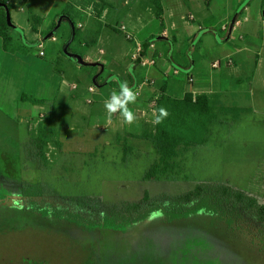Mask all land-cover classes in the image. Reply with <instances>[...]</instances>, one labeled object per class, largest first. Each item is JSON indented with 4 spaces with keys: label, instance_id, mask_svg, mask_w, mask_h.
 Masks as SVG:
<instances>
[{
    "label": "rangeland",
    "instance_id": "374dc122",
    "mask_svg": "<svg viewBox=\"0 0 264 264\" xmlns=\"http://www.w3.org/2000/svg\"><path fill=\"white\" fill-rule=\"evenodd\" d=\"M5 1L0 0V6ZM48 2L55 7L63 4ZM8 12V23L21 22L29 34L28 11L8 6ZM106 30L124 53L128 41ZM17 31L14 26L7 29ZM96 45L107 49L104 41ZM257 48L264 58V36ZM63 74L66 82L72 81L71 69ZM263 80L264 63L262 78L253 88L245 82L235 84L218 103L246 110L237 116L221 114L222 121L210 124L203 144H178L164 162L148 140L128 133L133 131L119 136L99 131L108 126L103 120L94 127L95 122H84L95 138L94 144H87L76 117L84 104L79 94L66 102L67 113L47 126L48 132L56 128L53 135L63 145L57 151L50 142L45 163L27 144V138L37 133L36 111L33 117L20 119L16 112L0 110V264H264V231L259 230L261 225L255 227L259 222L255 218L245 221L252 218L249 212L242 211L240 220L213 205L181 213L170 210L168 198L161 195L173 198L199 182H209L228 185L264 204ZM144 192L162 207L148 211L145 203L136 211L127 210L126 205L141 200ZM30 197L40 200L41 206H45L41 201L47 202L46 208H32ZM85 214L98 218L100 226H91L95 220Z\"/></svg>",
    "mask_w": 264,
    "mask_h": 264
},
{
    "label": "crops",
    "instance_id": "0c3cea01",
    "mask_svg": "<svg viewBox=\"0 0 264 264\" xmlns=\"http://www.w3.org/2000/svg\"><path fill=\"white\" fill-rule=\"evenodd\" d=\"M61 1L63 4L58 7L48 0H6L0 6L7 15L8 6L20 12L27 10L29 27L26 34L21 22L8 23L18 28L9 34L19 43L20 50L6 49L0 36V110L5 113L16 112L20 119H27L36 111L38 121L56 122L67 113L65 105L69 98L79 94L84 103L76 113L82 122L80 136L87 144H94V132H90L86 121L95 122L91 127L99 120L105 121L108 126L98 130L110 131L115 136L127 131L139 136L148 128V122L152 129V101L162 93L182 97L187 91L207 92L222 101L235 84L245 82L253 88L262 78L264 58L257 44L264 36V0H158V10L150 0H104L99 15L91 7L80 9L73 17L76 16L74 25L70 17L74 11L66 10V0ZM239 14L245 18L232 28V21ZM223 23L228 24L227 29H221ZM120 24L143 41L146 53L151 52L146 41L155 40L154 66H142L131 58L134 41L117 28ZM106 28L128 41L130 46L124 53ZM39 40L44 43L43 55H39ZM101 41L106 50L96 45ZM214 61L218 62L216 66ZM173 66L179 67L180 72L173 74ZM66 69L73 71L71 82L65 81ZM114 76L138 91L136 102L128 105L136 117L132 124L125 123L120 112L109 117L105 108L111 93H119ZM188 76H192L191 82ZM90 85L95 89L93 101L88 104L85 99ZM22 96L40 101L21 99ZM28 131L29 136V128ZM58 140L60 147L54 146L57 151L63 145Z\"/></svg>",
    "mask_w": 264,
    "mask_h": 264
},
{
    "label": "trees",
    "instance_id": "16d2710c",
    "mask_svg": "<svg viewBox=\"0 0 264 264\" xmlns=\"http://www.w3.org/2000/svg\"><path fill=\"white\" fill-rule=\"evenodd\" d=\"M154 6L160 9L158 0H150ZM105 4L104 0H66V10L72 9L74 12L70 14L71 24H75L74 15L80 13V9L91 7L95 15H99ZM9 28L8 15L2 8H0V36L3 40V46L11 51L20 50L19 43L7 32ZM12 46H8L12 44ZM21 99H27L32 102H39L37 98L31 96H22ZM220 100L216 98L215 94L207 92H191L187 91L182 97H173L162 93L154 102L155 115L158 114V109L164 107L167 109L168 116L159 124L154 123L152 129H145L138 137L148 140L157 150L161 162L166 161L174 154L175 147L178 144L200 145L207 140V135L210 129V124L221 119V114L232 113L237 116L240 111L247 108L239 106H224L216 105ZM219 108V112H214V107ZM41 121V120H40ZM50 124L48 120L39 122L37 126V133L35 137L29 138V145H31V154H35L42 162L47 160V152L45 147L52 142L54 146L60 147V141L55 138L54 130L52 129V138L48 132L47 126ZM51 139V140H50ZM150 170L153 168L150 167ZM39 193H36L38 197ZM168 198V207L172 211H180L184 213L189 208H199L201 206L213 205V209L224 213L226 215H235L239 220L242 218L241 212H249L252 218H246L245 221L256 219L259 222H254L255 227L261 225L259 230L264 231V204L259 203L255 196H247L245 193L232 190L228 185L219 183L199 182L193 189L169 198L166 194H161ZM40 200L35 197H30V206L34 209L44 210L47 202L41 201L45 206L37 204ZM57 203L63 202L58 199ZM147 204L148 211H154L162 207L156 200H152L147 192H144L143 197L138 202L127 204V210L136 211L141 209L143 204ZM57 208V204H54ZM53 206V207H54ZM85 209H90L85 206ZM179 212V213H180ZM146 213H144L145 215ZM174 214V213H173ZM180 215V214H179ZM68 219L73 218V215H64ZM88 219H94V224L91 226H100L98 218H91L88 214L83 216ZM80 220H83L79 216ZM71 220V219H70ZM93 223V220H90ZM250 222V221H249ZM80 223H82L80 221Z\"/></svg>",
    "mask_w": 264,
    "mask_h": 264
},
{
    "label": "built area",
    "instance_id": "2783aa9c",
    "mask_svg": "<svg viewBox=\"0 0 264 264\" xmlns=\"http://www.w3.org/2000/svg\"><path fill=\"white\" fill-rule=\"evenodd\" d=\"M22 9V8H21ZM193 15L189 14V19H192ZM245 18L244 15H237L234 20L232 21V28H236L241 20ZM80 25V24H79ZM117 28L122 31L126 38L128 39H132L134 41V48L133 51L131 52V58L135 61H137L138 63H140L142 66L145 67H150V66H154L155 62H156V55L154 52V48H155V40L154 39H148L146 42L148 48L151 50L150 53H146L144 51V43L143 41L136 39L134 34L132 32H130L129 30H127L126 26L123 24H120L117 26ZM228 28V24L227 23H223L221 24V29H227ZM163 35H166L165 32H162ZM52 39H55V36H51ZM37 47L39 48V55H43L44 54V43L43 40H39L37 42ZM218 64L217 61L213 62V66H216ZM172 73L173 74H177L180 72V68L177 66H173L172 68ZM188 81L191 82L192 81V76H188L187 77ZM146 82H149V80L147 79ZM94 85H90L88 87V93H93L94 92ZM135 93H137V90H133ZM88 103L93 101V97H90V95L86 96L85 99ZM155 99L152 101V104L154 105Z\"/></svg>",
    "mask_w": 264,
    "mask_h": 264
},
{
    "label": "clouds",
    "instance_id": "9594fccd",
    "mask_svg": "<svg viewBox=\"0 0 264 264\" xmlns=\"http://www.w3.org/2000/svg\"><path fill=\"white\" fill-rule=\"evenodd\" d=\"M113 79L119 84V93L113 91L110 98L105 102V108L109 117L116 112H120L125 123L132 124L135 122V115L133 111L128 107L129 104L136 102V93L129 87L126 80H120L118 76H114ZM168 116L167 109L160 107L158 114L154 117V123H161Z\"/></svg>",
    "mask_w": 264,
    "mask_h": 264
},
{
    "label": "flooded vegetation",
    "instance_id": "af4514ba",
    "mask_svg": "<svg viewBox=\"0 0 264 264\" xmlns=\"http://www.w3.org/2000/svg\"><path fill=\"white\" fill-rule=\"evenodd\" d=\"M64 220V219H62ZM65 222H67L66 220H64ZM78 226V225H77ZM80 227V226H79ZM60 228V227H59ZM95 230H99V228H94ZM214 257H216V255L214 254ZM217 258V257H216Z\"/></svg>",
    "mask_w": 264,
    "mask_h": 264
}]
</instances>
